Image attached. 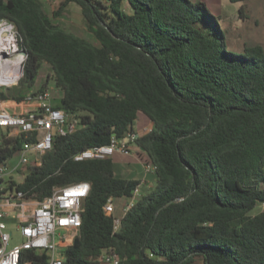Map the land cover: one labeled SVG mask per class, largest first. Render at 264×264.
Returning <instances> with one entry per match:
<instances>
[{"label":"trees","instance_id":"1","mask_svg":"<svg viewBox=\"0 0 264 264\" xmlns=\"http://www.w3.org/2000/svg\"><path fill=\"white\" fill-rule=\"evenodd\" d=\"M70 4L97 44L54 23L39 0H0V20L27 54L19 85L32 89L47 65L62 93L57 108L81 125L15 184L40 201L89 183L64 263L102 264L110 249L120 264H264V47L231 51L220 17L200 0H60L53 17ZM22 100L0 91V101ZM139 116L153 128L134 149L156 166L155 183L113 233L107 199L127 202L141 180L117 176L116 156H73L124 138ZM8 133L0 128V164L20 146Z\"/></svg>","mask_w":264,"mask_h":264},{"label":"built area","instance_id":"2","mask_svg":"<svg viewBox=\"0 0 264 264\" xmlns=\"http://www.w3.org/2000/svg\"><path fill=\"white\" fill-rule=\"evenodd\" d=\"M26 58L14 25L7 20H0L1 92L17 85L23 77ZM15 62L18 63V77L11 81L7 76L15 71ZM50 100L51 94L47 89L29 93L22 101L15 102L16 105L22 104L20 113L9 111L6 101H0V128L7 130L9 137L20 142L16 152L17 163L9 166L6 160L0 164V264H65L64 250L73 243L81 227L83 203L90 191L89 183L79 182L53 188L50 195L40 201L27 198L15 186L24 181L28 167L41 165L43 156L52 150L57 136L73 134L81 127L74 115L53 106ZM152 128L144 129V134L132 129L122 139L111 136L105 145L76 153L73 161L104 160L116 154L128 155L135 150L139 137L150 133ZM143 167L145 174L155 176L157 168L150 161H146ZM140 185L123 206L120 216L114 215L113 198L107 199L103 211L113 218V233L119 231L123 216L140 196ZM9 221L13 223V229L9 228ZM149 257L152 254L149 253ZM101 262L120 264L119 258L110 249L104 251Z\"/></svg>","mask_w":264,"mask_h":264},{"label":"rangeland","instance_id":"3","mask_svg":"<svg viewBox=\"0 0 264 264\" xmlns=\"http://www.w3.org/2000/svg\"><path fill=\"white\" fill-rule=\"evenodd\" d=\"M40 3L42 4L45 12L48 14V16L53 20L54 23L62 27L64 30L74 33L75 35H78L79 37L93 43L97 44L95 38L90 34L85 27V23L83 20V17L81 15V11L79 6L76 4H70L63 12L62 14L55 18L53 17V13L58 9L60 0H39ZM210 12L217 16L218 12L216 9H214L212 5L213 0H205ZM254 2V9L251 11L249 14V18L247 19H239L238 21L234 22L231 20V16L229 14H224L222 18V27L226 31V36L228 38V44L229 49L231 51L237 52L242 48L244 44L251 46V45H261L264 47V30L261 28L262 26L260 25V13H261V5L262 3L260 0H253ZM234 8L236 9V14L234 17L238 16L239 12V4H233ZM227 12V11H226ZM258 20L259 21V27L255 28L254 26V21ZM22 77L20 78V80ZM18 81L17 85L8 88L4 90V93L7 95H17L20 94L21 96H25L29 93H34L37 92L40 88L43 87L42 90H48L51 94V99L53 98L55 101L54 103L59 104V97L62 94L60 91L57 90L56 93H54V85L51 80V71L50 68L47 65H43L42 68L39 71V74L35 80V84L32 89H28L26 86H20ZM32 90V91H31ZM144 120V124L142 122ZM134 123L135 128L138 126L139 129L143 127V125L147 124V119L146 118H140V122ZM139 123V124H138ZM117 156L114 155L113 157ZM120 160V163L122 162L125 165L129 164L130 166L128 170L124 169L121 170V165L117 164L116 167V172L117 176L123 177V178H136V179H144V175H150V174H145L144 171V163L148 160L147 156L141 151L133 150L130 154L128 155H118L117 157ZM18 161V156L17 153H14L8 160L7 163L9 166L15 165ZM115 161V160H114ZM117 161V159H116ZM121 163V164H122ZM127 163V164H125ZM136 164V165H135ZM146 179V178H145ZM144 179V181H145ZM153 180V178H151ZM150 180V181H152ZM154 183H150V188L154 187ZM126 200L124 199H117L114 200V207H115V216H120L122 213V208L126 204ZM263 209L261 205H259L254 213L259 212ZM9 223V228L13 229V223L11 221ZM18 241V240H17ZM15 241V243L17 242ZM195 264H200V262H196Z\"/></svg>","mask_w":264,"mask_h":264},{"label":"crops","instance_id":"4","mask_svg":"<svg viewBox=\"0 0 264 264\" xmlns=\"http://www.w3.org/2000/svg\"><path fill=\"white\" fill-rule=\"evenodd\" d=\"M200 1L206 2L205 0H200ZM260 2L262 3V5H261V13H260V25L262 26L261 28L264 30V0H260ZM211 3L213 5L214 9H216L217 12H218V15L217 16H219V17L221 16L222 17L224 14L227 13V14H229L231 16V20L233 22H234V20L235 21H238L239 19H244L245 20V19L249 18L250 17L249 14L254 9V2H253V0H244L243 2H240V3H231L229 0H213ZM233 4H239L240 5L239 6L240 8L238 9L239 12H238V16L237 17H234V15L237 12H236V9L234 8V6H232ZM221 17H220V19H221V22H222V18L223 17L222 18ZM254 26H255V28H258L259 27V21L258 20H255L254 21ZM56 92H57V90L54 89V93H56ZM61 97H62V94L59 97V101H60ZM54 101L55 100L52 98L50 100V103L53 106L57 107L58 104L54 103ZM5 104H6V107H7V109L9 111L16 112V113H20L21 112L22 104L19 103V105H16V103L13 102V101H6ZM142 117L145 118L144 116H139L138 119H137L138 120L137 122H140V118H142ZM142 122L144 124V120H142ZM152 126H153L152 123L147 120V124L143 125V127H141L140 129H139L138 126L135 128V125H133V130L139 132L140 134H144L143 130L144 129L152 128ZM116 157H118V155ZM121 163L120 162L117 163V164L121 165L120 166L121 167V170H124V169L128 170V169H130L129 168L130 166H128V165H125L124 166V164L123 163L121 164ZM117 164L115 165V168L117 167ZM154 177L155 176H153V175H144V179L145 178L146 179H145V181H144V179L141 180V183H142L140 185V192H141V194H143V191H146V190H150L151 189L149 186H150V183H152V181L155 182V178ZM151 178H153V180ZM150 180H152V181H150Z\"/></svg>","mask_w":264,"mask_h":264},{"label":"bare ground","instance_id":"5","mask_svg":"<svg viewBox=\"0 0 264 264\" xmlns=\"http://www.w3.org/2000/svg\"><path fill=\"white\" fill-rule=\"evenodd\" d=\"M14 66H15V71L13 73H10L8 76H7V79H10L11 81H15L16 78L18 77V63L15 62L14 63ZM12 71V70H11ZM3 74H4V71L2 70Z\"/></svg>","mask_w":264,"mask_h":264},{"label":"water","instance_id":"6","mask_svg":"<svg viewBox=\"0 0 264 264\" xmlns=\"http://www.w3.org/2000/svg\"><path fill=\"white\" fill-rule=\"evenodd\" d=\"M23 54H26V52L23 51Z\"/></svg>","mask_w":264,"mask_h":264}]
</instances>
